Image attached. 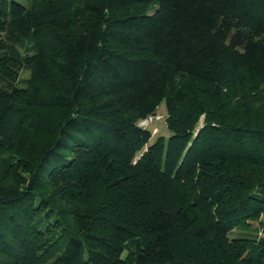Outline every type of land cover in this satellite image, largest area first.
<instances>
[{"label": "trees", "instance_id": "obj_1", "mask_svg": "<svg viewBox=\"0 0 264 264\" xmlns=\"http://www.w3.org/2000/svg\"><path fill=\"white\" fill-rule=\"evenodd\" d=\"M0 264H264V0H0Z\"/></svg>", "mask_w": 264, "mask_h": 264}, {"label": "rangeland", "instance_id": "obj_2", "mask_svg": "<svg viewBox=\"0 0 264 264\" xmlns=\"http://www.w3.org/2000/svg\"><path fill=\"white\" fill-rule=\"evenodd\" d=\"M29 75V72L27 71H24L22 72L21 76L23 78H26L28 77ZM165 112V107H164V104L163 102L159 105L158 107V110H157V113L159 114V117H162L160 116L161 114L163 115ZM160 119V118H159ZM159 119H155L156 121H154L153 123H151L149 125V128L152 130V134H155V135H159V134H164V135H167V130H165V125L163 124V120H159ZM254 227L257 226L256 223H253L252 224Z\"/></svg>", "mask_w": 264, "mask_h": 264}, {"label": "built area", "instance_id": "obj_3", "mask_svg": "<svg viewBox=\"0 0 264 264\" xmlns=\"http://www.w3.org/2000/svg\"><path fill=\"white\" fill-rule=\"evenodd\" d=\"M159 118H160L159 116H156V117H148L147 119L141 121L139 124L141 126H147L152 120L159 119Z\"/></svg>", "mask_w": 264, "mask_h": 264}]
</instances>
